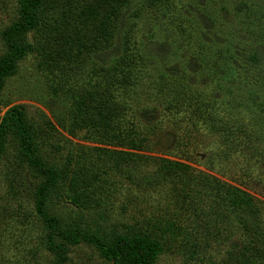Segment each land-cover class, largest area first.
I'll return each instance as SVG.
<instances>
[{
  "label": "rangeland",
  "instance_id": "374dc122",
  "mask_svg": "<svg viewBox=\"0 0 264 264\" xmlns=\"http://www.w3.org/2000/svg\"><path fill=\"white\" fill-rule=\"evenodd\" d=\"M95 2L46 0L25 36L31 51L0 93V119L21 107L42 131L33 136L40 156L59 172L47 212L65 229L151 244L153 264H264L209 189L254 206L264 227V0H130L139 9L125 24L132 85L125 92L114 84L130 110L113 126L74 102L105 85L122 53L120 33L91 59L84 50L78 61L74 47L70 57L48 51L63 24L88 35ZM16 19V0H0V31ZM18 151L10 132L0 154V264H53L35 207L42 177ZM168 171L194 182H175ZM55 240L67 248L61 264H113L93 244Z\"/></svg>",
  "mask_w": 264,
  "mask_h": 264
},
{
  "label": "trees",
  "instance_id": "16d2710c",
  "mask_svg": "<svg viewBox=\"0 0 264 264\" xmlns=\"http://www.w3.org/2000/svg\"><path fill=\"white\" fill-rule=\"evenodd\" d=\"M45 1L16 0L17 19L0 31V37L5 47V53L0 58V93L5 80L16 74L17 63L31 51V46L25 41V36L38 28L40 23L39 14ZM95 3L96 5L89 7V15L86 16L90 17L86 19V21L89 20V25L84 22V25L87 26L88 35L84 36L78 26L73 27L70 31V28L63 24L54 33L48 51L49 53L55 52L56 55L60 54L64 57L69 55L70 57L69 48L74 47L78 50L76 57L78 61L81 60L80 57L83 54L80 55V51L83 52L84 50L86 54L84 56L91 59L96 51L111 46L115 41L116 34L120 33L118 37L120 45L123 47L122 53L112 67L106 68L105 85L102 89L94 90L95 92L88 95L76 96L74 102L80 109H83L82 113L87 114L95 111L102 122L113 126L118 125V120L123 119V115H126L129 109V104L123 100V97L116 96L115 92H120V90L126 92L132 85L127 81L128 76L125 75L123 70L125 68V55L128 51L126 44L129 43V27L126 28L125 24L129 25L130 19L138 16L139 9H131L130 0H96ZM130 9L131 14L124 17ZM123 19L125 23L121 25ZM252 59L257 61L255 54H253ZM82 60L85 61V58ZM112 73L113 75H111ZM114 78L118 82L112 81ZM115 83L122 89L117 90ZM60 126L64 127L62 124ZM10 132H14L18 138L17 160L25 162L35 173L42 177V181L35 190V207L47 230L45 247L54 254L53 264L63 263L66 260L67 253L65 245L57 243L56 238L71 245L78 244L80 240L93 244L99 254L113 264H153L155 262L158 255L156 247L139 239L129 240L125 235L118 234L111 239L101 240L96 236L82 234L78 229L63 228L58 219L50 215L46 209L47 197L50 192L57 189L60 177L56 165L46 163L36 147L33 136L39 138L38 134L42 132L41 129H34L26 120L25 112L21 107L13 106L0 119V154L4 150V140ZM98 151H101L100 148H98ZM166 173L175 182H194V178L190 179L189 176L184 178L171 171ZM209 189L217 206L221 207L227 215L230 214L241 222L251 239L253 254L264 259V227L254 206L244 202V206L229 204L213 190L214 188Z\"/></svg>",
  "mask_w": 264,
  "mask_h": 264
},
{
  "label": "water",
  "instance_id": "95a60500",
  "mask_svg": "<svg viewBox=\"0 0 264 264\" xmlns=\"http://www.w3.org/2000/svg\"><path fill=\"white\" fill-rule=\"evenodd\" d=\"M71 206L74 207L75 209H77V208H76L75 206H73L72 204H71Z\"/></svg>",
  "mask_w": 264,
  "mask_h": 264
}]
</instances>
